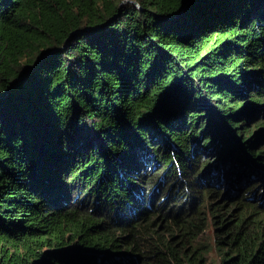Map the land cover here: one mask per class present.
Returning <instances> with one entry per match:
<instances>
[{"label": "trees", "instance_id": "obj_1", "mask_svg": "<svg viewBox=\"0 0 264 264\" xmlns=\"http://www.w3.org/2000/svg\"><path fill=\"white\" fill-rule=\"evenodd\" d=\"M185 1L0 0V264H264V0Z\"/></svg>", "mask_w": 264, "mask_h": 264}, {"label": "rangeland", "instance_id": "obj_2", "mask_svg": "<svg viewBox=\"0 0 264 264\" xmlns=\"http://www.w3.org/2000/svg\"><path fill=\"white\" fill-rule=\"evenodd\" d=\"M252 107V106H250ZM247 109V106L245 107ZM259 120V117L257 118H252L249 126H251L253 123L257 122ZM257 128L256 130H258ZM264 145V141L260 142L257 146ZM214 168H211V171ZM218 170L221 173V168L219 167ZM259 170L258 169H252L250 167L245 168V172L241 174V176L238 178V182L236 181L235 177L231 175H227L226 177H219L217 179V182H219V191H220V196L221 194L225 195L223 198H220L218 196V199L214 201L213 206L217 205V203L221 204L224 202V200L228 199L226 196H230L229 201H227V206L231 202L238 201L241 195V191H244L247 187L252 186V184L256 183L259 180ZM245 180H244V177ZM237 182V184H236ZM243 183V185H242ZM242 185V186H241ZM241 187V188H239ZM239 188V190H238ZM238 190V191H237ZM262 190H260V187L254 188L253 189V194L257 196H260ZM230 192H237L236 194H230ZM250 195V194H249ZM238 196V197H236ZM258 199V198H256ZM256 199L252 201L255 202ZM219 200V201H218ZM213 200H211L212 202ZM206 202L201 205V208H205V223L206 227L204 228L203 232L200 233L198 238L196 239L195 244H198L201 246V250H203V254L205 256V263L204 264H220V256H221V248L218 247L217 244V232L215 231L217 224L212 223V215L211 211L212 208L206 206ZM227 207H223L221 212L223 211V217H226V219H233L235 212L232 211H227ZM213 215L217 216L218 213L213 212ZM233 222L231 221L230 224ZM221 225V224H220ZM221 245V244H220ZM222 247V245H221Z\"/></svg>", "mask_w": 264, "mask_h": 264}, {"label": "clouds", "instance_id": "obj_3", "mask_svg": "<svg viewBox=\"0 0 264 264\" xmlns=\"http://www.w3.org/2000/svg\"><path fill=\"white\" fill-rule=\"evenodd\" d=\"M260 187H262L263 189H260V190H262L261 191V193H260V196L264 193V185L261 183V186ZM258 188V187H257ZM243 193H245L244 191H243ZM260 196H257V194H256V197L257 198H259Z\"/></svg>", "mask_w": 264, "mask_h": 264}, {"label": "water", "instance_id": "obj_4", "mask_svg": "<svg viewBox=\"0 0 264 264\" xmlns=\"http://www.w3.org/2000/svg\"><path fill=\"white\" fill-rule=\"evenodd\" d=\"M192 1H193V0H186V1H185V4L188 5V4L191 3ZM184 7H185V6H184ZM183 9H184V8H182L181 10H183ZM181 10H180V11H181ZM136 263H137V262H136Z\"/></svg>", "mask_w": 264, "mask_h": 264}]
</instances>
